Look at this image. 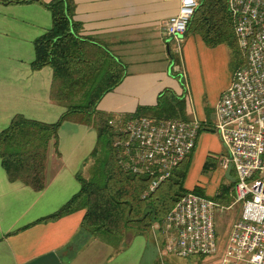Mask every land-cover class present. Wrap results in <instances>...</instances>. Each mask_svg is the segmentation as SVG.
Wrapping results in <instances>:
<instances>
[{
  "label": "crops",
  "instance_id": "obj_1",
  "mask_svg": "<svg viewBox=\"0 0 264 264\" xmlns=\"http://www.w3.org/2000/svg\"><path fill=\"white\" fill-rule=\"evenodd\" d=\"M6 1L15 0H0V131L16 114L53 123L66 111L65 104L50 95L53 70L30 67L33 41L50 27L51 13L37 2ZM179 1L73 0L79 34L93 38L124 69L120 83L97 102L98 111L132 114L138 106L155 105L168 88L184 98L186 120L211 122L221 92L231 81V52L225 43L209 46L199 34L187 31L179 49L180 66L174 43L165 39L161 27L177 13ZM96 143L92 123L81 114H70L57 130L56 144L49 143L40 190L9 180L0 160V264H24L51 251L62 264H141L147 249L159 253L162 237L152 225L145 231L129 229L131 236L114 245L98 234H77L84 209L35 222L80 189L77 175L91 176L90 154Z\"/></svg>",
  "mask_w": 264,
  "mask_h": 264
},
{
  "label": "trees",
  "instance_id": "obj_2",
  "mask_svg": "<svg viewBox=\"0 0 264 264\" xmlns=\"http://www.w3.org/2000/svg\"><path fill=\"white\" fill-rule=\"evenodd\" d=\"M30 2L39 3L51 13L50 27L33 41L34 58L30 67L33 70L44 66L52 68L50 95L52 99L64 103L66 111L53 123L14 115L0 131L3 169L9 180H18L34 190H40L45 185L48 146L51 141L56 144L57 130L63 121L72 113L81 114L97 132V143L90 154L92 158H97V163L91 176L86 179L77 175L80 189L57 210L35 222L52 221L84 209L77 234L103 233L121 238L126 229H149L164 217L181 195L189 191L205 195L197 186L191 189L184 187L189 155L155 191L142 198L150 177L124 170L118 164L112 146L114 130L108 123L114 115L96 109L100 98L120 83L124 76L123 65L93 38L79 34L81 24L73 18V0H52L49 3L15 0L3 3ZM187 31L199 34L209 46L225 43L235 55H240L225 0H199ZM138 116L184 119L185 100L173 90L164 89L157 96L155 105L138 106L132 114L123 118ZM209 165V160L203 163L204 168ZM233 186L234 183L228 180V184L220 186L212 198L228 203ZM71 253H74L73 249Z\"/></svg>",
  "mask_w": 264,
  "mask_h": 264
},
{
  "label": "built area",
  "instance_id": "obj_3",
  "mask_svg": "<svg viewBox=\"0 0 264 264\" xmlns=\"http://www.w3.org/2000/svg\"><path fill=\"white\" fill-rule=\"evenodd\" d=\"M198 2L180 0L177 13L161 22L163 36L178 49ZM225 2L243 62L221 92L212 122L122 116L108 123L114 130L112 146L118 164L151 179L142 198L193 153L202 130L213 129L224 148L220 166L225 170L231 164L235 178L232 204L241 206L228 244L215 264H264V0ZM218 208L212 198L194 191L181 195L164 217L152 224L162 237L163 254L215 256Z\"/></svg>",
  "mask_w": 264,
  "mask_h": 264
},
{
  "label": "rangeland",
  "instance_id": "obj_4",
  "mask_svg": "<svg viewBox=\"0 0 264 264\" xmlns=\"http://www.w3.org/2000/svg\"><path fill=\"white\" fill-rule=\"evenodd\" d=\"M182 43L180 44V48ZM229 47V46H228ZM173 49L176 52V56L179 64L181 66V53L175 44H173ZM231 52V62H230V72H233L240 66V62L243 60L242 54L235 55L232 49L229 47ZM183 72V70H182ZM184 73V72H183ZM232 78V75H231ZM82 92V91H79ZM215 112V111H214ZM122 116H114L115 119L121 118ZM168 119H181V118H168ZM186 120V118H184ZM213 120V118H212ZM211 120V122H212ZM209 122V123H211ZM202 136L206 138L202 141ZM198 146L196 144L195 150L191 154L189 168L187 175L184 181V187L193 188L197 186L200 188L204 196L212 198L218 191L219 187L228 184L227 178L224 176V169L220 166V158L224 154V148L221 143V140L216 132L202 130L197 139ZM209 160L210 165L208 168L203 167V163ZM97 163V158H91L89 165L92 167ZM93 170V169H92ZM92 172V171H91ZM234 174V172H233ZM232 190V189H231ZM231 192V191H230ZM232 193V192H231ZM230 194V193H229ZM230 200L228 203L223 201L215 200L218 203L219 208L215 213V224H216V233L217 239L219 242L218 253L215 256H189V257H179L175 254L173 255H164L161 247H159L158 252H152L151 250L146 251L145 255L141 260V264H215L217 261L218 254L225 248L228 244L232 224L238 218L241 212L240 204H232V195L229 196ZM224 207L223 210H220V207ZM133 232L138 231L137 229H131ZM129 229L124 230L123 236L121 238L111 237L106 234H98V237L109 239L114 245L119 243V240L123 239L126 241L132 234L129 232ZM160 255V256H159Z\"/></svg>",
  "mask_w": 264,
  "mask_h": 264
},
{
  "label": "water",
  "instance_id": "obj_5",
  "mask_svg": "<svg viewBox=\"0 0 264 264\" xmlns=\"http://www.w3.org/2000/svg\"><path fill=\"white\" fill-rule=\"evenodd\" d=\"M213 132V129L209 130ZM231 164H228L227 168L224 171V176L227 180L234 182L235 178L230 174ZM24 264H62L61 260L55 252H48L44 255H41L33 260L26 262Z\"/></svg>",
  "mask_w": 264,
  "mask_h": 264
}]
</instances>
